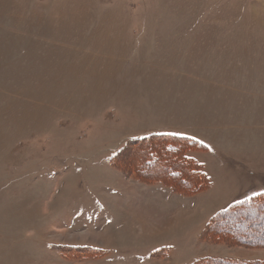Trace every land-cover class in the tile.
<instances>
[{"label": "rangeland", "instance_id": "374dc122", "mask_svg": "<svg viewBox=\"0 0 264 264\" xmlns=\"http://www.w3.org/2000/svg\"><path fill=\"white\" fill-rule=\"evenodd\" d=\"M263 194L264 0H0V264H264L201 237Z\"/></svg>", "mask_w": 264, "mask_h": 264}, {"label": "trees", "instance_id": "16d2710c", "mask_svg": "<svg viewBox=\"0 0 264 264\" xmlns=\"http://www.w3.org/2000/svg\"><path fill=\"white\" fill-rule=\"evenodd\" d=\"M165 135L155 136L152 139L140 141L143 146H146V154L157 153L159 159H165L163 170L171 169L168 175L156 176L148 173H139L140 181H148V178L168 176L170 184L174 185L175 189L184 191L185 193L196 191L198 188L205 186V180L201 174H196L197 167L191 163L189 159L181 155L183 147L173 149L166 145ZM136 144V143H135ZM163 145V146H162ZM140 146V145H138ZM166 147L167 150H160L159 147ZM141 153L145 154V150L141 148ZM144 151V152H143ZM144 160V159H143ZM147 160H149L147 158ZM156 160V159H155ZM154 160V161H155ZM134 163V162H133ZM143 164L140 160L138 164ZM131 171H134L131 169ZM157 174H162L161 171H156ZM133 175V173H131ZM129 174V175H131ZM131 175V176H132ZM178 180V181H176ZM184 194V193H183ZM201 237L208 238L214 243H225L227 245L241 244L245 246L264 247V194L256 196L248 202H241L229 207L227 210L219 212L213 217L201 232ZM258 260H244L231 258H201L195 264H261Z\"/></svg>", "mask_w": 264, "mask_h": 264}, {"label": "crops", "instance_id": "0c3cea01", "mask_svg": "<svg viewBox=\"0 0 264 264\" xmlns=\"http://www.w3.org/2000/svg\"><path fill=\"white\" fill-rule=\"evenodd\" d=\"M213 257H215V256H213ZM223 257H225V258H234V257H230V256H223ZM235 258H242L244 260H247L249 257L241 256V257H235Z\"/></svg>", "mask_w": 264, "mask_h": 264}]
</instances>
